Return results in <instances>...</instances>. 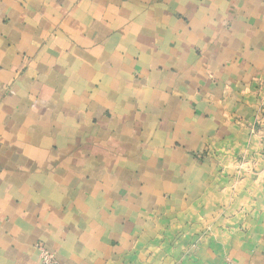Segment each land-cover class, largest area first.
<instances>
[{"label": "crops", "instance_id": "1", "mask_svg": "<svg viewBox=\"0 0 264 264\" xmlns=\"http://www.w3.org/2000/svg\"><path fill=\"white\" fill-rule=\"evenodd\" d=\"M264 264V0H0V264Z\"/></svg>", "mask_w": 264, "mask_h": 264}, {"label": "built area", "instance_id": "2", "mask_svg": "<svg viewBox=\"0 0 264 264\" xmlns=\"http://www.w3.org/2000/svg\"><path fill=\"white\" fill-rule=\"evenodd\" d=\"M39 264H60L51 252L40 247L39 248ZM226 264H234L232 262H227Z\"/></svg>", "mask_w": 264, "mask_h": 264}]
</instances>
